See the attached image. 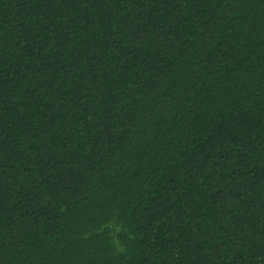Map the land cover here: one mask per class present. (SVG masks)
Listing matches in <instances>:
<instances>
[{
    "label": "trees",
    "instance_id": "obj_1",
    "mask_svg": "<svg viewBox=\"0 0 264 264\" xmlns=\"http://www.w3.org/2000/svg\"><path fill=\"white\" fill-rule=\"evenodd\" d=\"M0 264H264V0H0Z\"/></svg>",
    "mask_w": 264,
    "mask_h": 264
}]
</instances>
